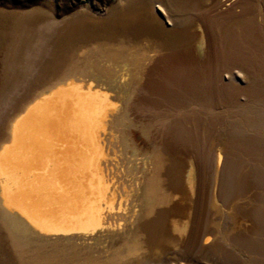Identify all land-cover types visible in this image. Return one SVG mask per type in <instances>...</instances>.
Instances as JSON below:
<instances>
[{
  "label": "bare ground",
  "instance_id": "1",
  "mask_svg": "<svg viewBox=\"0 0 264 264\" xmlns=\"http://www.w3.org/2000/svg\"><path fill=\"white\" fill-rule=\"evenodd\" d=\"M33 15L19 21L2 61L0 146L9 143L12 122L24 117L17 145L5 155L6 169L24 165L26 138L44 128L47 115L56 114L60 117L51 131L60 138L76 135L68 158L80 157L83 171L86 161L74 154L88 142L81 144L74 126L66 123L62 101L68 92L89 91L85 83L114 77L120 83L114 99L133 94L128 117L158 151L151 175L153 211L136 229L148 257L139 264H264V139L255 138L249 146L231 143L228 149L206 139L214 129L209 121L220 136L221 131L233 133L236 126L264 129V118L253 123L252 115L241 113V108L253 111L264 97V0H111L100 14L102 20L86 10L62 20L33 21ZM86 50L99 52L92 55L98 58V70L88 62L61 68L66 56L75 62ZM150 102L160 105L156 111L146 109ZM30 105L34 107L28 112ZM218 118L223 128L216 125ZM24 169L28 199L6 194L0 216H28L29 221L25 232L10 224L0 226V236H6L4 244L0 240V264L47 263L41 254H33L39 251L30 242L47 229L38 221L48 215L47 209L57 216L65 211L69 229L89 232L97 242L104 230L113 231V215L126 210L115 196L95 197L87 189L73 188L75 202L54 178L56 191H40L42 186L30 178L31 168ZM41 197L49 201L39 211L34 205ZM93 198L97 206H91ZM103 199L107 207L98 201ZM75 207H80V219L74 227L69 213ZM165 236L174 243L170 253L164 249ZM90 254L75 264L105 263L95 256L99 249Z\"/></svg>",
  "mask_w": 264,
  "mask_h": 264
},
{
  "label": "rangeland",
  "instance_id": "2",
  "mask_svg": "<svg viewBox=\"0 0 264 264\" xmlns=\"http://www.w3.org/2000/svg\"><path fill=\"white\" fill-rule=\"evenodd\" d=\"M110 1L0 0V87L3 85L2 61L9 45L14 41L16 33L19 31L20 20L33 14V21L45 18L62 20L77 10H86L92 18L102 20L104 17L100 19V14L104 13V10L109 7ZM99 49L103 50V52L105 50L104 47ZM94 52L93 50L91 52L84 51L75 62L74 59L70 60L66 56V60L60 66L62 69H67L72 65L81 66L82 63L86 64L88 62L87 64L91 63L98 70L99 61H97L98 58L96 56H92ZM89 66L91 65L89 64ZM93 67L87 68L89 73ZM53 74L50 75V79H53ZM91 74H94V72ZM54 77L56 78V75ZM119 84L114 77H103L98 79V81L96 79L90 84L85 83L86 86L90 87L86 93L74 90L66 93L62 101L66 104L62 107L65 109L66 123H70L72 127L74 126V131L80 135L81 144H84V140L88 142V146L86 145L81 151L79 150V152L74 154L76 157L77 155L81 156L86 161L87 165L83 171H81L80 157L75 161H70L68 158V156H71V146H76L78 140L75 138L76 135L60 138L58 134H53L51 131L54 121L60 117V115L56 114L47 115L48 119L44 128L40 129L37 135H30L29 138H26L24 165L22 164L23 166L19 167V164H17L18 168L11 166L12 169L9 170L19 186L16 193L23 200L28 199L29 195L27 192L30 189L23 175L26 167L32 170L31 180L40 187L42 186V188L38 189L40 191L43 188H47L48 192L54 191L56 185L51 179L54 178L56 183L63 189H69V194L75 202L78 193L73 188H77L79 191L87 189L92 194L95 193V197L109 196V194L112 197L115 196L114 198L118 199L117 202L121 203L120 205H123L126 209L122 213L113 215L111 220H109L113 231L104 230L102 233L103 237L99 242L89 235L91 234L89 232L83 233L78 229H69L66 225L65 211H60V215L57 216L50 209H47L48 215L38 220L41 226H47V229L36 239L30 240L34 246L38 247L39 251L33 254H41L40 257L47 262L46 264H75L83 254L90 256L92 255L90 253H93L96 249H99L101 254H95V256L105 258L104 264H139L148 259L141 248L144 241L143 236L136 229H138L139 223L149 219L147 217L153 211L150 195H152L151 190L154 187V183L151 181V175L154 174L156 166L155 155H157L158 151L154 148L151 141L146 137L144 138L143 132L128 117L133 94L130 93L127 97L120 96L114 99ZM118 93L121 94V92ZM259 100L256 105L252 106L253 111L241 108L243 116H253V123H259L264 118V97H260ZM21 103L23 104L24 101L22 100ZM150 103V106L146 109L150 108V110L156 111L155 107L160 106L155 105L156 103L154 104L153 102ZM225 110H227L226 107ZM249 112H252V114ZM151 117L150 115L149 118ZM80 118L86 119L87 123L85 124ZM221 121V118L217 119L216 125L219 128H223L222 126L224 125L223 121ZM230 121L234 122L233 118ZM238 123L241 124L240 122ZM209 124L210 128L214 129L207 131L208 137L206 139H212L220 148L228 149L232 147L231 143L249 146L252 143H256L255 138H258L257 140L264 139V129L261 126L256 125L251 129L236 126L232 128L233 133L226 134L225 131H221L220 136V132L217 131L215 133V125L213 126L210 121ZM0 132L4 131L1 130ZM198 132L197 130L195 134H198ZM250 135L251 137L248 138ZM51 169L54 173L53 175H51ZM187 171L186 169L184 174H188ZM194 173L195 171L193 170ZM5 183L6 185L8 183L7 177ZM81 185L83 189H81ZM58 190L60 193V187ZM193 190L195 192V185H193ZM191 197H195V194H192ZM96 199L93 198L90 201L91 206H97ZM46 200L49 201L46 197L37 199V203L34 205L35 209L43 210L48 205ZM98 201L105 202L106 200ZM114 202L117 203L115 200ZM102 204L107 207L106 202ZM75 208L74 211L72 210L69 213L72 216L73 221L71 222L74 227L80 219V207ZM84 218V215H82L81 220ZM28 221V216L20 218L8 213H3L0 216V226L10 224L19 227L22 232L26 231L24 225ZM49 223L52 225L50 226ZM53 223L58 224V228H54ZM227 223L228 227H230V220ZM241 223H244L242 219ZM4 236L5 234L1 233V241ZM169 237L165 236L167 239L164 242V249L169 248L167 250L168 253L171 252L170 250H175V247H173L174 243L170 241L171 238ZM2 242L4 244V241ZM27 249L24 247L22 250ZM167 252L162 254L163 258L167 256ZM117 254L121 255L117 256Z\"/></svg>",
  "mask_w": 264,
  "mask_h": 264
},
{
  "label": "snow or ice",
  "instance_id": "3",
  "mask_svg": "<svg viewBox=\"0 0 264 264\" xmlns=\"http://www.w3.org/2000/svg\"><path fill=\"white\" fill-rule=\"evenodd\" d=\"M38 103H40V101H37V104ZM33 107L34 105H30L27 111L30 112ZM23 119L24 117H18L12 122L10 128L11 139L8 144L0 146V202L5 201L6 194H15L19 187L14 176L6 169L5 155L16 147ZM6 177L8 180L7 185L5 183Z\"/></svg>",
  "mask_w": 264,
  "mask_h": 264
}]
</instances>
